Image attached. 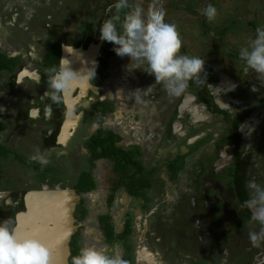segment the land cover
Returning a JSON list of instances; mask_svg holds the SVG:
<instances>
[{"label": "flooded vegetation", "instance_id": "af4514ba", "mask_svg": "<svg viewBox=\"0 0 264 264\" xmlns=\"http://www.w3.org/2000/svg\"><path fill=\"white\" fill-rule=\"evenodd\" d=\"M205 1L194 0L192 5L199 8ZM263 2L207 0L218 9L219 19L209 22L205 16L200 17L196 37L205 44L195 38V47L205 54L209 52V39L214 38L213 49L217 47L219 51L213 56L203 55L204 69L199 75L203 80L189 82V96L185 91L179 97H170L163 88L159 93H143L149 87L143 80L153 79L143 69L131 70L122 77L125 85L128 80H139L134 88L130 85L131 91L115 86L117 76L125 75V63L129 66L131 62L127 56L107 57L104 48L108 42L99 39L103 11L113 1L94 0L92 9L85 14L87 0H0V34L8 28L3 35L11 32L14 42L25 48L9 54L1 46L10 43V38L6 44L0 42V53L14 57L9 61L11 68L0 76V125L5 126L0 132V153L8 150L0 158V195H7L0 199V220L11 219L17 228V215L26 211L25 199L34 191L32 183L41 181L44 190V185L51 189L49 186L56 181L53 188L66 186L75 191V220L80 204L87 209V218L74 225L68 239L67 264H72L71 257L80 249L94 247L86 245L92 236L85 242L80 230L89 216L99 223L103 215L110 216L113 235L108 238L99 223L100 232L95 236L103 244L106 241L97 248L102 254L111 251L109 254L125 259L131 252L137 264L141 260L139 244L153 240L164 251L166 264H264V244L254 246L247 235L251 213L247 208H238L249 198L246 184L250 179L264 183V82L258 87L260 81L251 80L253 73L244 72L239 48L220 45L226 34H236L247 41L257 27L264 26ZM51 3L52 16L46 13ZM103 5L104 10L100 8ZM192 12L198 15L196 9ZM225 24L230 29H223ZM98 44L96 75L92 81L85 79V90L79 85L71 86L59 103L42 98L47 91L48 69L58 65L61 58L74 63L78 60L75 51H88L91 45ZM66 45L74 51L68 53ZM229 50L238 52L234 64L223 59L234 57ZM108 77L111 80L106 82ZM254 85L257 91L252 90ZM186 99L191 104L182 112L180 106ZM67 121L69 134L64 140ZM98 133L103 142L120 147V156H130L137 168H154L146 186L153 196L150 201L131 194L124 184L130 172L124 171L117 180L106 159L100 167L112 174L102 178L97 170L101 158H93L90 147V138ZM27 135L37 141L28 145L34 152L25 145ZM20 146L29 149L30 156L18 153ZM114 147L112 151L117 154ZM29 160L42 165L32 169L25 164ZM54 163L60 168L58 173L54 166L47 169ZM46 172L48 177L44 176ZM89 178L93 187L77 193L73 184L83 186ZM167 190L173 191L169 192L172 198H166ZM49 227L56 225L49 223L46 228ZM38 230L34 232L40 237ZM62 242L60 235L57 244Z\"/></svg>", "mask_w": 264, "mask_h": 264}, {"label": "clouds", "instance_id": "9594fccd", "mask_svg": "<svg viewBox=\"0 0 264 264\" xmlns=\"http://www.w3.org/2000/svg\"><path fill=\"white\" fill-rule=\"evenodd\" d=\"M106 12L110 15L99 25V39L111 43L117 56H127L130 70L143 69L154 76L155 84L162 85L170 97L181 96L193 79L203 80L198 74L203 71L205 61L181 52L183 42L177 25L165 19L164 0H151L147 9L130 0H113ZM202 15L213 22L218 9L209 3ZM64 47L68 53L74 51L72 46ZM239 59L244 63L245 73L251 70L257 80L264 82V26L257 27L254 35L248 37L247 44L239 50ZM95 75V60L90 67L74 70L67 58H61L58 65L47 70V91L42 98L59 103L73 82L81 78L92 81ZM152 86L143 93L151 91ZM252 90L257 91L255 85ZM246 187L249 198L238 208L250 211L247 223L251 228L247 235L254 246H260L264 244V183L250 179ZM140 248L144 252L139 256L142 264H166L164 251L153 240ZM0 264H50V250L35 235L20 236L11 219L0 220ZM72 264H128V261L118 254H102L85 247L72 257Z\"/></svg>", "mask_w": 264, "mask_h": 264}, {"label": "rangeland", "instance_id": "374dc122", "mask_svg": "<svg viewBox=\"0 0 264 264\" xmlns=\"http://www.w3.org/2000/svg\"><path fill=\"white\" fill-rule=\"evenodd\" d=\"M192 1H194V0H164V7H165L166 12H167V15H166L165 19H166L167 22L174 23V24L177 25V29H178V31L180 33V36H181V39H182V42H183L182 45H185L186 48H187V52L185 54L198 56L201 59H204V57H203L204 50L201 49V48H196L195 47V44H196L195 37H196V34H198V31H197L198 30V26L201 23L200 17L202 16V10L208 4H207V0H206L204 3H202L200 5L199 8H197L195 5H192L193 4ZM219 1L222 3V0H219ZM262 1H264V0H262ZM89 2L90 1H88V3ZM131 3H132V1H131ZM135 3H140V4H142L145 7V9H147V7L149 6V4L151 3V0H133V4H135ZM90 5H92V3H90ZM192 9H196L197 12H198V15H194L193 12H192ZM50 12H51V6L50 7H46V13H50ZM51 16H52V12H51ZM216 19H219V18H216ZM206 20H207V18H206ZM194 24L197 27L196 26H193ZM217 25H219V24H217ZM31 26H32V23H30V27ZM7 31H9L8 28H3V33L0 34V42L1 41H4V43L6 44L7 40L10 38V41H9L10 43H8L6 45L2 44L1 48L3 47L4 49H7V51H8L9 54H16V53L22 52V50L25 49L24 48V45L21 44V43H19L16 40H15L16 42H14V40L12 39V36H11V32L8 33V35L4 36L3 34L6 33ZM15 32L17 33L18 30H15ZM237 36L238 35H236V34H230V35L229 34H226L223 37L220 45L225 46V48H227V49H233V47L240 49L241 47H243V46H245L247 44V41L245 39H243L242 37H237ZM19 38H20V36L18 37V35L15 37V39H17V40ZM26 39H27V37H26ZM5 40H6V42H5ZM22 40H24V39L22 38ZM26 41H28V40H26ZM197 41H198V38H197ZM204 41L205 40L198 41V42H201V43L203 42V44H205ZM79 52L82 53L80 50H79ZM238 57L236 56V57H233V58H229L227 56H223V59L226 62H228V63L234 64V62H236V60H238ZM79 59H81V58H79ZM77 61H79V60H77ZM86 62H87L86 60H81V62H80V64L82 63L81 66L79 65V62H77L78 64L77 63L75 64V62L74 63H71L70 66L74 70H81L82 68L86 67ZM125 65H126V68L124 69L125 75L123 74V75L117 76V80H118L117 83L118 82L124 83L125 82L124 80L121 81L122 77L131 74V72H130L131 70L128 67V63H125ZM243 65H244V63H243ZM250 72L253 73V74H251V77H252L251 80H255L256 82H259V80L256 79V74L253 71L249 70L247 73H250ZM146 74H147V72H146ZM148 76L151 77L150 75H148ZM152 77H153V79L143 80V82H145V85H147V86L153 85L151 91L154 90L155 92H158L159 93V90L162 89V86L158 87V84H155V78H154V76H152ZM109 80H111V77L106 78L105 81L108 82ZM138 81L139 80H135V81L128 80V84L133 87V86H135L137 84ZM261 84H262V82H259L258 83V87L261 86ZM75 85H79V86H81V88L83 87V90H85V87H86L85 79L81 78V79L73 82V84L71 86L73 87ZM136 91H137V89H135V91H134L135 94L137 93ZM185 93L186 94H190L191 91L188 89V90H186ZM9 130L10 129L8 128L7 131H9ZM14 132H17L16 129L14 130ZM24 141H28V142L25 143V145L27 147H28V145L30 143H37V141L35 142V140H33L29 135H27L24 138ZM29 149L31 151H33V152L35 151L32 148H29ZM29 149H27V148H23L22 149V146H20L19 149H18V153H24L25 155L30 156V154L32 152ZM263 150H264V148H263ZM54 165H56V164L54 163L53 166ZM58 170H60V168H58V167H55L54 168V171L56 173H58L57 172ZM34 183L35 184L32 183V188L34 189V191H41L42 190V185H41V187H39L40 189H38L36 180L34 181ZM145 193L148 195V198H149L147 201H150L153 196H151V194H150V192L148 190H146ZM6 196L7 195L3 193V195L2 194L0 195V199L2 200ZM76 199H77V196L74 199V203L75 204H76ZM1 200H0V202H1ZM92 209H94V207H92ZM88 221L89 220H86L85 221V225H84L85 228H82L80 230V233L83 235V237L85 239H87L88 236L91 235L92 236V240H91L90 243H88L86 245L94 246L92 248H94L96 251L100 252L97 248H100L104 244H106V241L103 244L102 241H98L96 239L97 231H99L98 230L99 229V223H98V221L93 220L92 223H89V224H88ZM74 224L76 226L79 225V223L75 222V219H74ZM62 237H63V235H62ZM140 246H141V244H139V247ZM142 250H141V248H139L137 250V252H138L139 255L141 254ZM107 252H108L107 254H109L111 251H107ZM109 255H111V254H109ZM237 260H238V258H237Z\"/></svg>", "mask_w": 264, "mask_h": 264}, {"label": "water", "instance_id": "95a60500", "mask_svg": "<svg viewBox=\"0 0 264 264\" xmlns=\"http://www.w3.org/2000/svg\"><path fill=\"white\" fill-rule=\"evenodd\" d=\"M91 46L92 48L88 52L84 51L86 53L81 57L79 54L76 55L77 59L81 58V60L87 61L86 67H90L91 61L95 60L100 44ZM188 107H190L189 100L186 99L181 103L180 109L183 112ZM71 112L72 109L69 108V117L72 115ZM69 124L67 121L64 127V140H66L67 133L69 132ZM64 140L62 141L63 143L65 142ZM46 188L44 185V190L31 191L27 195L25 199L27 209L25 212H20L17 215L18 223L16 229L20 236L35 235L40 239L50 250V262L57 261V264H67L69 256L67 242L74 228L72 212L75 206L74 199L76 198V194L69 187L61 188L56 186L52 189ZM49 223L55 224L56 227L46 228ZM39 228L41 231L40 234H42L40 237L39 234L34 232V229L38 230ZM60 235H63V242L57 244V238ZM54 251H56V255H54Z\"/></svg>", "mask_w": 264, "mask_h": 264}, {"label": "trees", "instance_id": "16d2710c", "mask_svg": "<svg viewBox=\"0 0 264 264\" xmlns=\"http://www.w3.org/2000/svg\"><path fill=\"white\" fill-rule=\"evenodd\" d=\"M88 1H90V2L88 3ZM93 1L94 0H87V6H86V9H85V12H83V13L88 14L90 12V10L92 9L90 3H93ZM111 1H113V0H111ZM131 1L132 0H130V2ZM53 4L54 3H51L50 6H52ZM97 4H98V2H97ZM96 6H98V5H96ZM105 7H106V5L100 6V8L103 9V10L105 9ZM113 11H114V9H113ZM125 11H127V10H125ZM103 12H104L102 14V18L103 19L106 18L107 15H110V13L106 12V10H104ZM101 13H102V11H101ZM103 15H105V16H103ZM227 20L229 21V19H227ZM228 21H226V23ZM223 26H224L223 29H230L229 26L232 27V28H234V25L231 26V23H230L229 26H228V24H225ZM195 38H196V40L198 38V41H200V39H201V37H195ZM204 39H205V37H204ZM213 39L214 38H212L211 40L209 39V41H210L209 42L210 43V47L208 48V51L209 52H206L207 54L205 53L206 56H208V57L209 56H213V54H215V53H217L219 51L218 50L219 48H217V47H215L213 49V45L211 43V41H213ZM213 43H214V41H213ZM213 50H215L214 53H213ZM181 52L182 53H186L187 52V51H185L183 49V46H182ZM104 53H105V55L107 57H109L111 55H116V53L113 51V45L111 43L108 42L107 46L104 48ZM228 53H229V55L234 56V57H236L237 54H238V52H234L233 50H229ZM205 54L203 53V55H205ZM11 58H14V57H8L7 54L0 53V76H1L2 71H6V69L11 68V65L9 64V61L12 60ZM105 71L106 70H104V73H103L104 76L107 75ZM187 96H189V94H187ZM190 104L191 103H189V106H190ZM106 110L108 111V109H106ZM4 128H5V126H3L1 124L0 125V132ZM100 131L103 132V130L99 129V132ZM90 141H91L90 143L93 144L92 146H90L92 148L93 158H101L100 159L101 163L99 165H97L98 166L97 170L98 171L100 170V174L103 175L102 178H105V176L107 177L111 173V171H108L109 169L107 171H104L103 168L100 167L105 162L104 159H106L109 162H111L110 163L111 164V170H112V173L117 178V180H119V181L121 180L122 173L124 171L128 170L130 172V175H128V176L125 177V178H127V180L124 181V184L127 185V189L129 190V192L131 194H133V195L140 194L144 198V200L147 201L149 198H148V195L145 193V191L147 190L146 189V186H147V183L149 182V180L151 179V178H149V176H150L149 174L152 173V170L154 168L153 169L152 168L151 169H147L144 166L142 167L141 165L137 168L135 165H133L135 163H132L133 161H132V159H131L130 156L129 157H121L120 156V153L122 151L121 148L120 147H117V146L114 147L113 144L110 141H107L106 143H105V141L103 142V140L101 139V137H99V133L96 134L95 136L91 137L90 138ZM98 146L100 148H99V151L96 152L95 151V148H97ZM113 147H114V149L116 148L115 150H116V153L117 154H115L112 151ZM0 148L2 149V147H0ZM136 152H137V150H135V153ZM2 153L5 154V155H7L8 154V150L7 149L6 150H2ZM3 154L0 153V158H2ZM25 164L28 165V166H30L32 169L39 168L42 165V163H40V162H38L36 160H29L28 162H25ZM51 166H53V165H48L47 169H49ZM91 166L93 167V163L91 164ZM125 168H128V169H125ZM38 170L39 169L32 170V172L35 173ZM143 172L145 173V175H143ZM85 174H86V176H89L90 175V172L87 171V172H85ZM146 175H147V177H146ZM44 176L45 177H48L47 172L44 174ZM36 182H37L38 189H40L39 187H41V181L36 180ZM55 182L56 181H53L51 183V185L49 186L51 189L54 187ZM103 183L106 184L105 181H103ZM93 185H94V182L90 179V181H86L85 185H83V186H79L78 184H73V187L75 188V190H76L77 193H81L82 191H87V190L91 189L93 187ZM60 187L61 188H65L66 186H64V187L60 186ZM78 210H79L78 211V217L75 220V222L83 221V219H86L87 218V209L83 205L81 206V204H80V208ZM88 218H89V221L88 222L89 223H92L93 220H91L90 216ZM99 219H100L99 220V223H100V228H101L100 230L103 231V232H105L108 235V238L111 239L112 238V235H113V223L110 221L111 220L110 216L103 215V216H100ZM116 220H118L117 216H116ZM73 225H75L74 222H73ZM74 228H75V226H74ZM87 239H89V236H88ZM86 241L87 240L85 239V242ZM125 260L128 261V264H135L131 252H129L125 256ZM136 262H137V264H142L141 263V260L136 261Z\"/></svg>", "mask_w": 264, "mask_h": 264}, {"label": "crops", "instance_id": "0c3cea01", "mask_svg": "<svg viewBox=\"0 0 264 264\" xmlns=\"http://www.w3.org/2000/svg\"><path fill=\"white\" fill-rule=\"evenodd\" d=\"M115 86L117 87V89L118 90H120L121 88H122V90L123 89H126V87H128V89H129V91H131V89H130V85L128 84V83H126V85L125 84H122V83H120V82H116L115 83ZM158 167V166H157ZM165 174H166V172H165ZM175 177V176H174ZM168 191V190H167ZM167 191L165 192V194H166V198H172V195H169L170 193H169V191H168V193H167ZM162 195V194H161ZM121 214V213H120ZM122 215V214H121ZM143 255H144V252L142 251L141 252Z\"/></svg>", "mask_w": 264, "mask_h": 264}, {"label": "bare ground", "instance_id": "6f19581e", "mask_svg": "<svg viewBox=\"0 0 264 264\" xmlns=\"http://www.w3.org/2000/svg\"><path fill=\"white\" fill-rule=\"evenodd\" d=\"M75 53H76L77 55L79 54L80 57H81V56H82L83 54H85L86 52H83V51H82V53H80L79 51H75ZM78 60H79V61H77V60L75 61V64H76L77 62H79V65L81 66L83 62L80 64L81 59H78ZM77 64H78V63H77ZM85 81H86V80H85ZM85 84H86V83H85ZM82 90H83V87H82ZM70 102H71V101H70Z\"/></svg>", "mask_w": 264, "mask_h": 264}]
</instances>
